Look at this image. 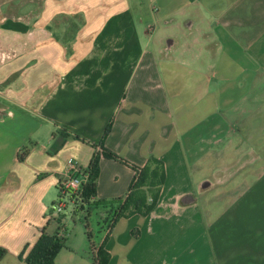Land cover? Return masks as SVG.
<instances>
[{
  "label": "crops",
  "instance_id": "obj_1",
  "mask_svg": "<svg viewBox=\"0 0 264 264\" xmlns=\"http://www.w3.org/2000/svg\"><path fill=\"white\" fill-rule=\"evenodd\" d=\"M8 6L0 3V264H26L25 246L43 228L64 238L55 264H96L102 243L106 264H264V0ZM102 139L134 165L159 159L165 178L150 212L106 232L103 203L125 195L134 170L101 156L92 205L71 210L87 216L92 251L86 230L67 235L50 205L68 161L86 167Z\"/></svg>",
  "mask_w": 264,
  "mask_h": 264
},
{
  "label": "trees",
  "instance_id": "obj_2",
  "mask_svg": "<svg viewBox=\"0 0 264 264\" xmlns=\"http://www.w3.org/2000/svg\"><path fill=\"white\" fill-rule=\"evenodd\" d=\"M109 128L107 127L103 134V139L107 135ZM103 139L99 144L100 152H95L89 164L86 167H82L83 172L86 173L87 179L81 186V205L75 212L86 211L91 206V201L96 195V184L99 176V159L101 156L113 159L129 166L134 170V178L132 184L128 188L123 197H117L109 202L103 203L110 206L111 215L114 218V222L120 217L129 216L134 213L140 215H146L155 206L160 187L164 182L165 173L163 164L159 159L150 157L146 165L140 167L128 162L123 157L115 154L103 146ZM27 154V149H23L18 154L20 161L24 160ZM87 216L85 217L86 221ZM86 236L90 242V248L95 250L91 243V235L88 231V225L85 224ZM65 247L64 238L57 235H50L43 228L40 236L31 246L26 245L28 248L27 254L24 257L26 264H55V258L57 254ZM7 251L4 248H0V260L6 255ZM108 260V254L103 249V243L96 250L93 256V261L96 264H106Z\"/></svg>",
  "mask_w": 264,
  "mask_h": 264
},
{
  "label": "built area",
  "instance_id": "obj_3",
  "mask_svg": "<svg viewBox=\"0 0 264 264\" xmlns=\"http://www.w3.org/2000/svg\"><path fill=\"white\" fill-rule=\"evenodd\" d=\"M87 175L82 167L73 160H69L64 169L59 182V197L50 205V215L58 216L63 213L68 205L72 211H76L81 205V186L86 181ZM114 223V218L110 214L107 221L106 232H108Z\"/></svg>",
  "mask_w": 264,
  "mask_h": 264
},
{
  "label": "rangeland",
  "instance_id": "obj_4",
  "mask_svg": "<svg viewBox=\"0 0 264 264\" xmlns=\"http://www.w3.org/2000/svg\"><path fill=\"white\" fill-rule=\"evenodd\" d=\"M2 0H0L1 3ZM28 1L32 2V8L36 7L37 5V1L39 0H8V2H10L12 4L11 7H15L13 10H15L16 8H21V6H23L25 3H27ZM8 16H10V10H9V6H8ZM9 18V17H8ZM64 216L63 218L65 219L66 223L65 225V229H66V234H71L72 232L74 233L75 231H80V230H86L85 229V223H84V219L83 217H80L77 215H73L71 214V207L70 205H68L66 207V209L63 211L62 213ZM95 227L92 229V227ZM89 228L91 229V231L93 232L94 236L97 235V229H96V222H95V217H89ZM72 233V234H73Z\"/></svg>",
  "mask_w": 264,
  "mask_h": 264
},
{
  "label": "flooded vegetation",
  "instance_id": "obj_5",
  "mask_svg": "<svg viewBox=\"0 0 264 264\" xmlns=\"http://www.w3.org/2000/svg\"><path fill=\"white\" fill-rule=\"evenodd\" d=\"M1 3L6 4L8 6V3L10 2H8V0H2ZM0 51H1V47H0Z\"/></svg>",
  "mask_w": 264,
  "mask_h": 264
}]
</instances>
